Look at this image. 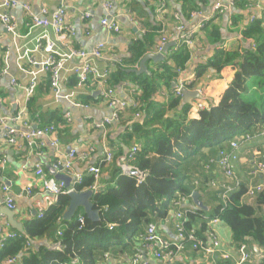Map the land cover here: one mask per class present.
<instances>
[{"label": "trees", "instance_id": "obj_1", "mask_svg": "<svg viewBox=\"0 0 264 264\" xmlns=\"http://www.w3.org/2000/svg\"><path fill=\"white\" fill-rule=\"evenodd\" d=\"M168 1L172 10L175 9V4L180 5V13L186 17L208 0ZM247 3L248 0H234V5L239 7H243V4L247 6ZM142 12L148 17L145 9ZM263 20V16L255 17L245 25L242 35L244 42L248 44L243 51L230 52L220 48L207 61L198 64L195 71L197 80L209 72L219 73L227 65L235 66L236 70L219 102L199 110L196 119L187 118L190 104L182 103L181 96L175 95L173 88L179 70L184 69L189 60L187 46L181 45L178 49L170 47L165 59L157 63V67L149 73L135 74L129 71L151 51L156 41L158 27L145 22L146 32L131 41L127 56L108 76V83L113 87L124 81H133L138 86L133 99L139 105L132 110L140 111L144 116L141 119L125 121L129 125L124 129L122 140L126 144L134 138L137 140L139 149L131 164L146 172L145 180L137 183L134 177L123 174L116 165L111 166L110 173L114 184L106 189H95L91 197L94 208L99 213V220L95 222L88 219L81 209L70 220L62 219L69 198L65 193L57 195L55 201L40 216L36 214L22 221L23 231H16L18 235L7 239L0 249V261L11 255H18L21 264H96L98 253L107 251L113 244L121 245V249L135 244L142 239L144 227L151 223L154 216L159 219L166 217L173 201L180 195H191L193 188L190 186L187 169L193 162L206 164L209 157L216 156L221 149L228 147L233 138L263 131ZM209 25H205L209 37L219 38L218 29L208 28ZM75 82V75L70 74L67 87L75 90ZM195 82L186 86L192 87ZM163 88L169 91L166 100H155V94ZM49 89V75L46 74L45 80L37 85L34 95L29 99L27 110H33V118L43 119L42 126L64 124L63 114L56 108L46 110L44 114L37 111L40 107L38 97ZM75 99L86 104L93 96L80 94ZM171 109L176 114L170 116ZM204 148L208 149L207 154L203 153ZM122 154L123 148L118 146L117 155ZM105 164L100 162L97 165L102 168ZM93 185V176L85 174L75 189L84 191L92 189ZM247 191V186L240 184L229 193L224 204L216 206L213 216L229 226L236 245H256L262 256L253 264H264V208L263 211L260 209L264 206V187L256 193V206L243 201ZM204 213L203 209L195 206V211L186 213L184 227L188 231L201 219L200 229L194 234L205 240V233L209 230L206 221L199 216ZM80 215L84 218L82 225L78 221ZM109 224L113 225L111 229L107 226ZM42 238L51 239L59 247L34 244ZM26 241L30 242V246L26 245Z\"/></svg>", "mask_w": 264, "mask_h": 264}, {"label": "crops", "instance_id": "obj_2", "mask_svg": "<svg viewBox=\"0 0 264 264\" xmlns=\"http://www.w3.org/2000/svg\"><path fill=\"white\" fill-rule=\"evenodd\" d=\"M102 1L103 0H66V21L76 32L75 37L71 41V45L88 51L98 42L104 41L116 53L117 59L122 60L128 54V45L131 41H134L135 37L138 38L140 36L136 34L134 28L128 21L125 15L126 12L130 10L132 18L138 20L141 25L147 29L145 22L156 25L154 3L152 0H111L113 3L112 15H118V21L121 25V32L117 35H113L108 34L99 23L100 18L105 14ZM214 1L215 0H208L206 4L199 5L198 8L189 12V15L186 17L180 13V5L175 4L174 6L176 7L173 10L179 12L183 23L187 27L192 28L200 21V17L192 16V13L200 9L204 14H209L211 12V5ZM41 3L46 5L49 9H54L57 5L56 1L33 0V9L35 11L38 10ZM133 5H135V7ZM141 8L143 10L145 9L148 13V17L145 16ZM173 10L169 5V9L165 14L169 33L173 32V20L171 16ZM83 12H89L91 16L85 19L82 17ZM263 12L264 0H248L247 6L243 4V7L232 5L223 13H218L208 22V24H210L208 28L215 27L218 29L219 38L213 39L209 37V32L206 28L197 34V44L188 47L189 60L185 68L179 71L177 79L174 82L176 86L180 81L186 84L196 81L192 87H187L188 90H197L200 86L198 91L201 98L190 100V109L187 114L188 119L198 118L199 109L196 107L198 102H201L205 108L214 106L219 102L222 93L232 80L236 70L235 66L227 65L224 66L219 73L209 72L203 74L197 80L195 71L198 64L204 62L205 59L207 61L215 54V51L220 48L230 52L243 51L246 44H248V42H244L242 35L245 25L249 22L251 16L260 17L263 15ZM13 15L16 19L18 33L20 35L16 41V45L11 35L0 24V113L7 116L15 115L19 109L23 107L25 101L24 92L11 84V78H16L20 83L26 84L30 79V74L28 72L38 69L36 65H29L26 60H19L17 48H20L21 53L25 49H29L30 57H34L38 61L44 58V54L41 50L32 51L34 48L33 37L36 36L40 30L30 27L29 18L21 7H16L13 10ZM155 40H158V35H156ZM169 42L174 41L170 38ZM166 54H164L165 57ZM76 62V59L69 60L65 65L66 69H69ZM18 64L21 65V68ZM95 64L101 71L107 67L104 60H97ZM138 64L133 68L138 67ZM146 65L149 72L157 67V63L150 60ZM113 70L114 69H112V71ZM69 75L70 73L66 71L65 76H63V79L64 77L66 79L62 83V91L64 93L74 91L75 98L80 94L86 97L92 94L93 99H89L86 102L87 108L74 107L69 100L65 99L56 101L50 89L47 93L38 97L40 107L37 111H40L41 114H44L46 110H54L55 108L62 114L67 111L71 113L72 121L70 123H52L57 128V135L59 138L58 148L51 147L50 138L45 136L38 141L44 142L45 144L41 148V157H38L36 155L38 149L35 147L30 149L25 141H22L20 147H14L3 142L0 130V160H5L3 166H0V208L6 207L5 197L7 194L11 195L14 200V209L12 210L15 211V219L21 223L24 220L32 218L36 214L39 215V208L45 209L50 204V199H47L49 194L44 191L40 177L36 176L34 173L35 163L41 162L43 164V175L45 177L54 178L51 171L54 168L53 165L55 162L62 159L63 155L66 154L70 147H75L78 158L73 162L71 172L66 173L55 169L56 173H64L72 178L73 172L85 173L88 166L99 164L105 152L111 150L113 153V161L109 164H105L102 168L100 166L101 173L97 180L96 187V189H106L114 184V181L111 179L110 167L116 165L121 169L125 162L126 154L124 153V147L130 149L133 145L138 144L135 138L128 144L122 140L124 129L129 125V122L125 124V121L137 120L133 118V114L137 112L132 110V108H134L133 105H129L126 111L122 113L118 122L106 125L105 127L97 126L104 117L110 115V109L104 103L99 92L96 91L95 86L92 84H88L80 90L67 87L66 82ZM45 78L46 73H39L37 75L36 89L37 85L41 84ZM135 86L136 84H134L133 81H124L120 85L114 86V88L119 96L132 102L135 93H132V91ZM168 93V89L163 88L155 94L154 99L157 101H165ZM32 111L31 109L27 110L25 115L26 120L31 123L33 127H42L43 119L41 117L33 118L31 115ZM138 112L140 113L138 119H141L144 115L140 111ZM173 114L176 113H174V109H171L169 115L172 116ZM17 127H21V125L18 123ZM252 136L253 137L246 145L239 150V158L234 162L233 167L234 178L227 179L223 174L218 163V153L214 156V163H212L213 169L210 170L212 176H217L216 179L220 183L218 185L215 182L202 183V186L197 184L194 178L196 175L194 174L195 171H191L193 167L191 165L188 167L187 172L190 174L189 176L191 177L192 174H194L193 178H189L190 186L193 188V191L199 192L200 200L207 207V210H204V215L199 214V216L206 221L208 230L214 233L218 239L219 248L211 255L186 245L182 251L175 253L169 264H219L226 261H229L230 264H236L238 258L237 245L232 240L231 230L222 220L214 217L213 212L217 205L220 203L224 204L221 199V192L224 189V185L233 186V191L236 190L240 184H245L248 190L258 185L261 188L264 187V174H257L254 171L255 162L264 161V133L261 131ZM118 146L123 148L122 156L117 155ZM37 147L40 148V146ZM203 153L207 154L208 149L204 148ZM207 167L210 166L208 165ZM19 179H23L21 184L17 183ZM236 182L238 184H236ZM4 185L9 188L7 192L3 190ZM27 186L32 188V195L18 197L17 195ZM256 193L255 190L252 194L247 193L243 197V201L256 206ZM181 197L180 195L177 199L179 203H176V200L173 201L171 205L172 208L166 217L159 219L154 216L151 221V223L156 225L158 234L170 242H176L178 240L176 229L177 222L180 220L186 221V213L195 211V205L192 202L191 195L184 198L185 200L182 202H180ZM263 208L264 206H261L260 209L263 211ZM178 214H180V217ZM214 219L217 221L212 222L211 220ZM5 221V217L1 216L0 223L4 224ZM200 223L201 219L197 220L194 223V227L188 231L196 233L200 229ZM6 229L9 231L15 230H13L11 226ZM146 229L147 227L145 226L144 232ZM208 232L205 233V241H207V243L209 242ZM141 238L142 239H139L135 244H129L123 247V249H121V245L113 244L109 246L107 251L97 254L96 264H130L131 257L138 252L145 253L148 264H163L162 260L155 258L151 250L144 248L143 237L141 236ZM34 244H45L53 248L54 242H52L51 239L42 238L36 240ZM248 245L253 250L252 262L248 264H253L262 256V252L256 245L252 243H248ZM255 248L258 249V253L255 251ZM223 253L228 254L229 257L225 259L222 255Z\"/></svg>", "mask_w": 264, "mask_h": 264}, {"label": "built area", "instance_id": "obj_3", "mask_svg": "<svg viewBox=\"0 0 264 264\" xmlns=\"http://www.w3.org/2000/svg\"><path fill=\"white\" fill-rule=\"evenodd\" d=\"M32 1L33 0H0V24L11 35L15 45L20 35L18 33V25L13 15V10L16 7H21L29 18L30 27L40 30V32L33 37L34 48L32 51L41 50L44 54V58L38 61L36 58L30 57L29 49H25L21 53L20 48H17L18 59L26 60L29 65H36L38 69L36 71L32 70L28 72L30 74V79L26 84L20 83L16 80V78H11V84L24 92L25 101L23 107L20 108L15 115L7 116L0 113V130L3 142H6L14 147H20L22 141H25L30 149L33 147L37 148L38 151L36 152V155L41 157V148L45 144L44 142H38L39 139L47 136L50 138V146L58 148L59 138L57 135V128L54 124H48L42 127H33V125L25 118L27 113V103L34 94L37 84V75L39 73H46L49 75L50 91L56 101L63 99L69 100L71 104L77 108H87L88 106L75 99L74 91H71L70 93H64L62 91L61 86L63 81L66 79L65 77L63 79L66 71L75 75L76 89H83L88 84L95 86L96 91L99 92L100 97L110 109V115L104 117L100 123L97 124V126L100 127H105L106 125L118 122L122 113L126 111L130 104L133 105V107H136L138 103L134 100L129 102L127 99L122 98L117 94L115 88L109 85L108 76L112 69H115L117 65L121 64V60L117 59L116 53L106 42H98L88 51L71 45V41L75 37L76 32L75 29L66 21V0H43L56 1L57 5L54 9H49L46 5L41 3L36 11L32 7ZM152 2L154 3V14L156 18V26L158 27V40L153 45L151 51H149L152 53H162L164 46L169 42L170 38L174 41L173 47L175 49H178L181 45H185L187 47L196 45V36L199 32L203 31L205 25L218 13H223L229 6L234 5V0H215L211 5V12L209 14H204L200 9L194 11L192 16L200 17V21L192 28L187 27L183 23L179 12L172 11L171 16L173 20V32L169 33L165 17V14L169 9V1L152 0ZM102 6L105 14L99 20L101 27L108 34H119L121 32V25L118 21V15H112V1L103 0ZM125 15L138 36L146 32V29L141 25V23L132 18L130 10L127 11ZM90 16L89 12L82 13V17L85 19ZM262 16L264 17V12ZM254 18L255 16H251L249 20H253ZM136 39L137 38L135 37L134 40ZM74 59H76L77 62L69 69H66V63L69 60ZM97 60H104L107 67H105L102 71L99 70L95 64ZM18 65L21 68V65ZM186 85L187 84L183 81L176 84L174 88L175 95L182 96L181 88L187 89ZM137 90L138 86L136 85L132 93ZM196 107L199 110L205 109L201 102H198ZM133 116L134 119H138L140 113L137 111L133 114ZM63 119L66 123H70L72 121L71 113L68 111L65 112L63 114ZM18 123L21 127H17ZM262 132L264 133V129ZM252 137V135L246 133L238 138H233L230 140L228 147L221 149L218 152L219 166L223 174L228 179L234 178L233 167L234 162L239 158V150L241 147L246 145ZM37 146H40V148ZM138 149V144L133 145L129 149L125 156V162L121 167V172L134 177L137 183H142L147 176L146 172L140 171L131 164ZM77 158V150L75 147H70L66 154L63 155V158L57 160L53 167L58 171L70 173L73 167V162H75ZM112 161L113 153L111 150H107L101 162L109 164ZM4 162V159L0 160L1 167ZM43 169V164L41 162L34 164V173L36 176L40 177L44 191L49 194L47 199H50V204L55 201L57 195L61 193L67 194L71 190H76L75 186L81 183L85 174L93 176L94 185L92 189L95 190L97 187V180L101 173L100 166L97 164L88 166L85 173L73 172L70 185L66 188L64 181L55 180L53 177H45L43 175ZM254 171L257 174H264V161L255 162ZM236 184L238 183L236 182ZM3 190L7 192L9 190L8 186L4 185ZM254 190L258 192L261 190V187L258 185L255 188L249 189L247 193L252 194ZM232 191L233 186L224 185V189L221 192V199L224 203L229 193ZM23 195H32V188L27 186L17 196L22 197ZM184 198L186 197L182 196L180 202L184 201ZM176 203H179V201L176 200ZM5 204L7 208L11 210L14 209V200L11 195H6ZM43 210L44 208H39V216L42 214ZM178 216L180 217V214H178ZM78 221L82 225L84 223V218L80 215L78 217ZM211 221L216 222L217 220L214 219ZM107 226L109 229L113 227L112 224ZM7 227H10L7 221H5L4 224L0 223V249L3 247L4 242L7 239L14 238L18 235L15 230H7ZM176 229L178 236V240L176 242H170L161 237L158 234L154 223L148 224L143 235L144 248L151 250L155 258L162 260L163 264H169L175 253L182 251L186 245L211 255L219 248V241L211 231L208 232L209 242L207 243V241L196 237L194 232L187 231L184 227L183 220L177 222ZM58 233H60V231H58ZM26 245L30 246V242L26 241ZM53 247H59V244L55 243ZM237 252L238 258L236 264H248L252 262L253 250L247 243H239L237 245ZM222 255L225 259L229 257L226 253H223ZM0 264H21V262L18 255H11L0 261ZM130 264H148L145 253L138 252L133 255L130 259Z\"/></svg>", "mask_w": 264, "mask_h": 264}, {"label": "water", "instance_id": "obj_4", "mask_svg": "<svg viewBox=\"0 0 264 264\" xmlns=\"http://www.w3.org/2000/svg\"><path fill=\"white\" fill-rule=\"evenodd\" d=\"M174 45V42H168L164 46L162 53H146L141 60L139 61L138 67L131 68L129 71L134 72L135 74H142V73H149L146 63L150 60L154 63H159L165 59V55L168 51V49ZM175 88V83L173 84ZM200 86L197 88V90H188L186 88H181L182 93V102L190 103L191 99L195 98H201V95L199 93ZM129 151L128 147H124V153L127 154ZM51 174L54 176L55 180H62L65 183V187H69L71 178L64 174V173H56V170L53 168L51 171ZM23 179L18 180V184H21ZM30 180V179H29ZM94 190L93 189H87L84 191H77V190H71L67 193L69 202L66 210L63 213L62 219L64 220H70L75 212L78 209H82L83 213L87 216L88 219L95 222L99 220V213L98 210L94 208V205L91 201V197L93 195ZM191 199L194 205L200 209L207 210V207L203 204V202L199 198V192L193 191L191 193ZM4 216L6 221L9 223V225L15 229L16 231L22 232L23 227L22 223L17 221L15 219V211L11 210L7 207L0 208V217ZM255 251L258 253V249L255 248Z\"/></svg>", "mask_w": 264, "mask_h": 264}, {"label": "rangeland", "instance_id": "obj_5", "mask_svg": "<svg viewBox=\"0 0 264 264\" xmlns=\"http://www.w3.org/2000/svg\"><path fill=\"white\" fill-rule=\"evenodd\" d=\"M212 159V160H211ZM213 160H214V157L213 156H211V157H209L208 158V160L206 161V164L205 163H203V164H201V163H199V164H197L196 162H193L192 164H191V166L193 167V170H191V171H195L194 172V174H196L195 176H194V178L196 179V181H197V184H200L201 186L203 185L202 183H207V182H215L217 185L218 184H220L219 183V181L216 179L217 178V176H212V173H211V169H213V165H212V163H214L213 162ZM202 162V161H201ZM210 163H211V165H210ZM210 166V167H207V166ZM194 174H192V176L190 177V179L191 178H193V175ZM233 174H234V170H233ZM190 175V174H189ZM226 177V176H225ZM233 177H235L234 175H233ZM227 178V177H226ZM228 179V178H227ZM199 180H201V181H199ZM201 182V183H200ZM214 183V184H215ZM211 185V184H210ZM217 185H215V186H217ZM211 186H213V185H211Z\"/></svg>", "mask_w": 264, "mask_h": 264}]
</instances>
